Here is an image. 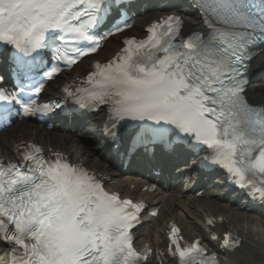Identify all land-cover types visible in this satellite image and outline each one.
I'll list each match as a JSON object with an SVG mask.
<instances>
[{
	"label": "snow or ice",
	"instance_id": "obj_1",
	"mask_svg": "<svg viewBox=\"0 0 264 264\" xmlns=\"http://www.w3.org/2000/svg\"><path fill=\"white\" fill-rule=\"evenodd\" d=\"M192 5L206 31L185 36L180 17L165 18V38L150 41L156 52L141 44L148 54L138 51L116 64L103 74L105 86L118 118L132 122L127 134L135 145L206 146L215 156L212 163L246 179V187L252 184L248 174L264 175V106L247 100L239 68L245 55L264 46V0H192ZM130 6L125 0H0V41L33 59L42 49L60 53L57 45L68 37L90 39V32ZM13 99L0 90V120L8 119ZM98 99L103 97L80 102ZM27 159L37 167L0 170V226L9 225L0 240L23 247L28 259L22 264H136L140 254L128 242L136 217L121 207L131 201L103 192L93 177L69 164ZM255 191L264 196V187ZM193 251H202L198 242L179 256L193 264Z\"/></svg>",
	"mask_w": 264,
	"mask_h": 264
},
{
	"label": "bare ground",
	"instance_id": "obj_2",
	"mask_svg": "<svg viewBox=\"0 0 264 264\" xmlns=\"http://www.w3.org/2000/svg\"><path fill=\"white\" fill-rule=\"evenodd\" d=\"M150 21V17L142 18L136 23L134 29H141ZM191 23L189 21V25H192ZM120 47L118 38H112L105 44L100 60L108 61L118 53ZM91 67L90 62L84 61L76 71L72 72V76L67 75L65 78L52 83L49 86V91L58 93L72 77L86 74ZM250 95L253 99L264 100V87H253ZM100 118L102 120V117ZM98 123L99 120H95L90 125L91 134L95 131ZM22 141L42 143L53 150L60 149L72 160L85 161L88 165L107 173L112 186L117 184L112 171H109L108 164L101 160L83 140L61 135L55 131H47L33 123H17L10 130L0 134V156H16L20 152L19 145ZM141 186L142 184L134 185L139 196L147 199L153 208L159 210V215L151 218L152 221L148 224V230L143 235L144 245L150 247L158 256V264H176V260L167 251V230L170 223L179 224L187 238L192 239L200 236L211 246L214 244L210 242V236L214 231L233 227L244 238L242 248L235 252L238 255L236 264H264V218L262 216L250 213L229 200L220 199L219 193L212 190H205L202 197H196L195 194L191 195L188 190L185 191L182 187L168 192L140 194ZM183 191L185 195L181 197L180 194ZM219 218L223 219L222 222L216 223ZM159 250L164 251L159 252ZM231 256L227 255L221 264H231Z\"/></svg>",
	"mask_w": 264,
	"mask_h": 264
}]
</instances>
